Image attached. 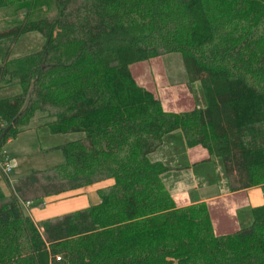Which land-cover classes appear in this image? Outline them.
<instances>
[{
  "label": "trees",
  "instance_id": "16d2710c",
  "mask_svg": "<svg viewBox=\"0 0 264 264\" xmlns=\"http://www.w3.org/2000/svg\"><path fill=\"white\" fill-rule=\"evenodd\" d=\"M0 150L30 130L79 134L62 162L0 191V264H264V205L217 232L206 203L177 207L152 160L178 132L220 160L230 192L264 188V0H0ZM35 33L42 46L11 58ZM181 55L204 105L166 112L130 66ZM95 188L98 203L35 223L21 203ZM217 227V226H216Z\"/></svg>",
  "mask_w": 264,
  "mask_h": 264
},
{
  "label": "rangeland",
  "instance_id": "374dc122",
  "mask_svg": "<svg viewBox=\"0 0 264 264\" xmlns=\"http://www.w3.org/2000/svg\"><path fill=\"white\" fill-rule=\"evenodd\" d=\"M23 15L24 9L22 5L8 10H0V30L19 23L23 19ZM43 42L44 40L40 35L35 33L27 34L21 37L13 46L11 58L21 57L37 51ZM130 71L136 83L152 91L155 97L160 100L162 108L166 111L177 110L179 112V110L204 105L200 85L197 82L188 84L183 60L178 53L135 63L130 66ZM17 93H19V88L12 85L3 88L0 91V96L5 97ZM80 137L81 135L79 134L50 135L46 129L39 130L37 134L31 132L19 137L15 142V146L22 148L25 155L19 164L11 155L13 164H11L9 157L6 158L12 167L11 179L15 180L17 177L19 178V176L31 171L44 170L61 163V153L55 148ZM2 149L9 156L6 149ZM151 159L162 161L169 168H174V172L165 174L163 178L166 185L179 195L184 188L188 191V198L194 197L198 199L200 195L205 196V193H210L209 189L201 191L204 186H214L222 189L225 184L227 185L220 160L210 158L209 161H206V152L199 147L188 149L184 143L183 136L178 132L166 137L163 146L151 156ZM0 179L1 193L7 197L10 193L8 181L1 173ZM191 183L194 186L193 189H191ZM197 186L199 189L196 188ZM65 197L68 196H58L52 199L46 197L34 200L29 197L28 199L32 200L30 201L31 210L36 209L46 215L48 219H54L88 207L94 202L95 193L90 189L87 194L80 197ZM173 199L178 201V195L177 197L173 196ZM225 202L218 200L209 206L218 233L239 230L250 223L251 215L248 207L237 209L235 214H232L234 217H229L226 207L228 205L225 206ZM43 203V208H38ZM34 218L37 219L35 216Z\"/></svg>",
  "mask_w": 264,
  "mask_h": 264
},
{
  "label": "crops",
  "instance_id": "0c3cea01",
  "mask_svg": "<svg viewBox=\"0 0 264 264\" xmlns=\"http://www.w3.org/2000/svg\"><path fill=\"white\" fill-rule=\"evenodd\" d=\"M164 111H166V110H164ZM174 111H176V112H174ZM166 112L177 113L178 111L173 110V111H166ZM39 130H41V129H39ZM39 130L26 131L24 133L19 134L15 139H10L7 141V143L4 146V149H6V151L8 152V155H9L8 157H9L10 161H11V156H12L18 162L17 164H19V162L20 163L22 162V159L24 158V155H25V152L22 150V148L20 149L17 146H15L16 140L19 137H21L25 134L31 133V132H34L37 134L39 132ZM11 164H13V160L11 161ZM171 169L172 170H170L168 173L174 172V168L171 167ZM20 177H22V176H19V178ZM17 179H18V177H17ZM163 182H164L166 189L169 191V193L171 194L172 197L173 196L177 197V195H178V201H177V199L174 200L177 207H185V206H189L191 204H197V203H206L208 206H210V205H213L214 202L218 201V200L220 202L226 201L225 206L228 205V206H226L228 216L234 217V215H232V214H235L237 209L239 210V209H242L244 207H248V210H250V208H252V207L264 205V200H263L264 188L263 187H255V188H251V189H247V190L230 192L228 184L227 185L225 184L222 187V189L216 188L214 186L213 187L204 186V188H202L201 191H203V189L204 190L209 189L210 193L207 194L204 192L206 194L205 196L200 195L198 199H195L194 197L188 198L189 195L187 194L188 191L186 189L183 188L182 192H180V195H179V194H177L176 191L174 192L172 189H170L166 185L164 178H163ZM191 185H192V183H191ZM184 186H185V184H184ZM193 188H194V186L192 185L191 189H193ZM196 188L199 189L198 186ZM90 189L93 191V193H95V198H94L95 200H94V202L91 203V205H94V204L98 203V197L96 195L94 187H91V188L86 189V190L84 189V190L76 191L73 193H66V194L59 195V196L80 197L81 195L87 194ZM0 191H1V189H0ZM183 194H184V196H183ZM8 196H9V194H8ZM57 197L58 196H54V197H50V198L52 199V198H57ZM68 197H65V198H68ZM182 197H183V199H182ZM228 199H230V201H228ZM91 205H89V206H91ZM43 206H44V203L42 205H39L38 208L42 209ZM27 213L29 214V216L31 217V219L35 223L36 222L38 223V222H41L43 220L48 219L47 216L44 215L42 212L37 211L36 209L31 210V205H30L29 211ZM34 216L37 217L38 220L35 219Z\"/></svg>",
  "mask_w": 264,
  "mask_h": 264
},
{
  "label": "built area",
  "instance_id": "2783aa9c",
  "mask_svg": "<svg viewBox=\"0 0 264 264\" xmlns=\"http://www.w3.org/2000/svg\"><path fill=\"white\" fill-rule=\"evenodd\" d=\"M8 156L5 150H0V173L1 175L8 181V185L12 188L15 184V180L11 179L10 175L12 172V167L10 163L7 161ZM23 209L28 212L30 208V201H26L21 203Z\"/></svg>",
  "mask_w": 264,
  "mask_h": 264
}]
</instances>
